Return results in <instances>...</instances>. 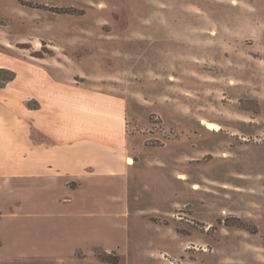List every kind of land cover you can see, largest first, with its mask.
<instances>
[{
    "label": "rangeland",
    "instance_id": "374dc122",
    "mask_svg": "<svg viewBox=\"0 0 264 264\" xmlns=\"http://www.w3.org/2000/svg\"><path fill=\"white\" fill-rule=\"evenodd\" d=\"M28 60L123 95L134 164L0 175V264H264V0H0L1 67Z\"/></svg>",
    "mask_w": 264,
    "mask_h": 264
},
{
    "label": "crops",
    "instance_id": "0c3cea01",
    "mask_svg": "<svg viewBox=\"0 0 264 264\" xmlns=\"http://www.w3.org/2000/svg\"><path fill=\"white\" fill-rule=\"evenodd\" d=\"M47 63H22L26 77L16 72L0 87V150L9 157L0 175L82 188L123 174L134 164L126 98L61 78Z\"/></svg>",
    "mask_w": 264,
    "mask_h": 264
},
{
    "label": "bare ground",
    "instance_id": "6f19581e",
    "mask_svg": "<svg viewBox=\"0 0 264 264\" xmlns=\"http://www.w3.org/2000/svg\"><path fill=\"white\" fill-rule=\"evenodd\" d=\"M203 123L211 130H217L220 128V125L217 121L214 120H203ZM131 162H133V159H129Z\"/></svg>",
    "mask_w": 264,
    "mask_h": 264
},
{
    "label": "trees",
    "instance_id": "16d2710c",
    "mask_svg": "<svg viewBox=\"0 0 264 264\" xmlns=\"http://www.w3.org/2000/svg\"><path fill=\"white\" fill-rule=\"evenodd\" d=\"M0 71H5V72L9 73V75L4 79L5 83L8 82V81L13 80L16 77V72L13 71V70H9V69H6V68H0ZM117 262H112V263L116 264Z\"/></svg>",
    "mask_w": 264,
    "mask_h": 264
}]
</instances>
